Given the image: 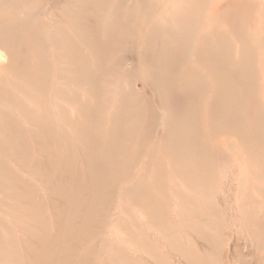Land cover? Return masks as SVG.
<instances>
[{
	"label": "rangeland",
	"instance_id": "obj_1",
	"mask_svg": "<svg viewBox=\"0 0 264 264\" xmlns=\"http://www.w3.org/2000/svg\"><path fill=\"white\" fill-rule=\"evenodd\" d=\"M223 3L0 0V264H264V0Z\"/></svg>",
	"mask_w": 264,
	"mask_h": 264
},
{
	"label": "bare ground",
	"instance_id": "obj_2",
	"mask_svg": "<svg viewBox=\"0 0 264 264\" xmlns=\"http://www.w3.org/2000/svg\"><path fill=\"white\" fill-rule=\"evenodd\" d=\"M216 1V11L217 12H222L223 10H225L226 8H228V5H226V3H223V0H215ZM74 9V8H73ZM224 12V11H223ZM94 13V12H93ZM111 16V15H110ZM93 21V20H92ZM68 22V20H67ZM66 23V22H65ZM80 23V22H79ZM42 27V26H41ZM44 30V29H43ZM9 33V32H8ZM141 33V32H140ZM11 34V33H10ZM9 34V35H10ZM80 34V33H79ZM143 34V33H142ZM5 35V34H4ZM3 35V36H4ZM67 35V34H66ZM2 36V35H1ZM2 36V37H3ZM72 36V35H71ZM251 36V35H250ZM13 38V37H12ZM9 39V37H8ZM1 40V39H0ZM3 40V38H2ZM5 40V39H4ZM8 41V40H7ZM63 41V40H62ZM2 42V41H1ZM4 42V41H3ZM158 52V51H157ZM40 53V52H39ZM167 54H169V56H171V51L170 52H166L164 53V55L166 56ZM67 55V54H66ZM69 56V55H68ZM167 57V56H166ZM74 62V61H73ZM168 69V68H167ZM211 70V68H210ZM227 82V81H226ZM223 82L222 84V89L224 91V94H226V103L223 104L222 102L220 103V111L222 112L223 115L227 116V115H232L234 113V108L232 107V103L233 101L236 100L237 94L235 92V87H233L231 84H229L228 82ZM202 84V83H200ZM161 88H158V90H160ZM215 96V95H214ZM167 98H165L166 100ZM239 99V98H238ZM169 100V99H168ZM161 102V101H160ZM168 104V101H167ZM231 105V106H230ZM241 111V110H240ZM182 116V121L184 123V125L182 124V121H179L181 123H176L175 125H177L176 127L173 128V133L174 135L177 137V143H178V148L181 152H190L193 150L194 144L192 142L191 139V134H188V132H186V127H185V113H181ZM164 115V114H163ZM228 117V116H227ZM226 139V138H225ZM223 140V139H222ZM225 148V147H224ZM213 149V148H212ZM244 149V148H243ZM190 155H185V157H183V159H185L186 157L188 158ZM143 157V156H142ZM177 158V157H176ZM186 158V159H187ZM218 159V158H217ZM188 162V161H187ZM262 163V162H261ZM187 164V163H185ZM68 171H70L68 169ZM136 175V174H135ZM88 196V195H87ZM239 196V195H238ZM79 224V223H78ZM108 246V245H106ZM236 260V259H234ZM203 264V263H202Z\"/></svg>",
	"mask_w": 264,
	"mask_h": 264
}]
</instances>
